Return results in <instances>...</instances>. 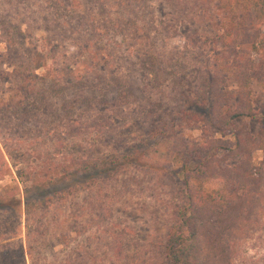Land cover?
I'll return each mask as SVG.
<instances>
[{
	"label": "trees",
	"instance_id": "1",
	"mask_svg": "<svg viewBox=\"0 0 264 264\" xmlns=\"http://www.w3.org/2000/svg\"><path fill=\"white\" fill-rule=\"evenodd\" d=\"M261 21L264 0H0V180L19 165L0 264H247L264 231ZM162 139L177 165L151 158ZM127 188L162 220L136 253Z\"/></svg>",
	"mask_w": 264,
	"mask_h": 264
},
{
	"label": "rangeland",
	"instance_id": "2",
	"mask_svg": "<svg viewBox=\"0 0 264 264\" xmlns=\"http://www.w3.org/2000/svg\"><path fill=\"white\" fill-rule=\"evenodd\" d=\"M261 22L263 23V27H264V21H261ZM201 24L203 25V22H201ZM207 28H208V26L206 24L204 26V29L206 30ZM36 35H40V34L38 32H36ZM41 46H42V44H41ZM36 48H38L37 40L28 44V50L29 51H32ZM3 50H4V44L0 43V52ZM261 89H262V86H257L256 87V94ZM247 126L251 130L256 129V123H254V122L249 121L247 123ZM169 141L170 140H168V139H162V140L158 141L155 144L154 149H152L151 158L153 160H156V161H168V162L170 161V163H172L173 165H177L178 163L176 162V159L174 158V156L170 152ZM262 153H263V151L260 149L255 152V154H254V162L255 163H258V161L262 157ZM12 157H13V159L17 158V153L13 152ZM5 160H7L9 162V165H8L9 172L0 180V191H1V188L3 186L8 185V184H12L14 181L13 179H17L14 172L19 165H13L11 162V159H9L8 157H5ZM128 180H131V182H129V183H131V184L134 183L133 179H128ZM17 182H18L17 185L19 186L20 191H21L22 182L21 181H17ZM127 191H129V192H127ZM125 193H128V194H126V197H125L126 200L124 202H122L121 204L126 207V210H125L126 212L130 211L133 214H131V216L129 218H127L126 213L125 214L122 213L121 217H120V221H123L122 222V223H124L123 226L127 225L128 229H134V231L136 232V235H134V237H133L134 240L131 243V245L133 247L135 246L134 248H135V253H136L138 251L136 246L139 248H142V250H143V248L145 250L146 247L149 248L150 238H152V236H153L152 239L155 240L154 236H156V235H154L155 234L154 232H157L158 227H159V221L162 222V220H161L159 214L157 215L156 213H151L154 216L152 219L150 218V215L143 216V214L137 208V207H143L144 208V205H145L144 203H146L147 208L149 206H151V204L148 203L150 201L149 198H146L145 199L146 202H145L143 200L144 198L142 196V193L139 194L135 190H128V188L126 189ZM141 210H144V209H141ZM24 220H25V215H24V213H22L20 220L17 219V224H19L20 232L17 236H15V238H21L23 248H25ZM161 230H162V228L159 230V232ZM149 232L151 233V236L148 238L147 241H145L146 240L145 238L147 237ZM130 242H131V240H130ZM129 249L131 250L132 247L130 246ZM244 249H245L244 259H246L247 264H258L261 261V258L262 259L264 258V231H263V233H261L260 237L253 236L252 239L249 240V243H247L245 245ZM142 250H140V251L142 252Z\"/></svg>",
	"mask_w": 264,
	"mask_h": 264
}]
</instances>
